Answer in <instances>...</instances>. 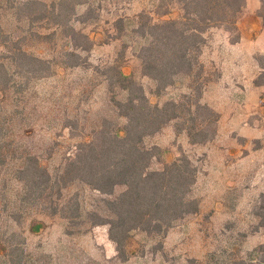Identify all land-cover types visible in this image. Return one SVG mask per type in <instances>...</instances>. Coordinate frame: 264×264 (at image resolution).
<instances>
[{
	"label": "rangeland",
	"instance_id": "1",
	"mask_svg": "<svg viewBox=\"0 0 264 264\" xmlns=\"http://www.w3.org/2000/svg\"><path fill=\"white\" fill-rule=\"evenodd\" d=\"M18 1H0L2 30L21 37L24 50L47 60L51 71L37 77L28 75L27 68L12 87L0 91V264L263 260L264 255L255 254L264 244V227L256 215L264 193V85H256L263 72L258 60L264 53L251 50L264 29L258 12L246 4L237 30L209 28L193 68L175 76L173 84L158 93L155 81L142 71L139 47L144 40L136 29L181 17L179 0H77V12L89 10V16L87 23L76 27L93 46L89 52L78 51L82 63L75 67L64 56L72 46L62 33L48 39L30 35L29 26L15 18L9 8ZM31 30L42 35L55 32L47 24ZM242 31L249 32L245 40L250 45L234 50L229 44L238 36L241 40ZM257 44L263 47L264 36ZM120 74L141 86L151 104H179L181 118L144 143L157 147L152 170H162L182 156L194 163L198 177L190 198L200 207L165 236L134 233L126 243L127 260L110 239L109 225H95L98 218L88 215L110 216L104 199L114 198L124 188L104 196L80 181L63 187L62 180L80 145L100 144L103 130L115 132L125 126L127 120L115 106V100L127 96ZM197 100L219 115L215 137L200 144L192 143L188 134L195 119L200 126L208 116L206 110L194 107ZM191 107L194 117L188 111ZM31 156L47 169L49 182L41 172L18 174L23 158Z\"/></svg>",
	"mask_w": 264,
	"mask_h": 264
},
{
	"label": "trees",
	"instance_id": "2",
	"mask_svg": "<svg viewBox=\"0 0 264 264\" xmlns=\"http://www.w3.org/2000/svg\"><path fill=\"white\" fill-rule=\"evenodd\" d=\"M261 1L258 15L264 19V0ZM179 2L184 14L178 19L140 24L136 29L144 40L139 47L142 71L155 81L158 93L171 86L175 76L193 68V62L197 61L205 42L204 34L209 28L219 25L226 26L230 31L237 30L238 18L247 4V0ZM79 6L77 0H53L50 3L19 0L10 6L9 11L19 22L29 26L30 35L34 33L48 39L55 33H62L72 46V50L64 56L72 60L69 64L75 67L82 63L78 51L89 52L93 46L91 38L76 27V24L87 23L89 16V10L79 14ZM1 11L0 8V91L4 93L27 68L28 75L38 77L50 73L51 66L47 60L24 50L21 37L16 38L2 30ZM37 24L54 26L55 32L42 35L31 30ZM239 40L238 36L232 43ZM258 61L263 72L256 85L262 86L264 56ZM120 79L127 96L124 100H115V106L119 115L126 118L125 126L115 132L103 130L100 144L80 145L77 156L66 164L62 180L63 187L80 181L104 196H112L117 187L124 188L114 198L104 199V208L110 216H100L95 212L88 215L98 218L95 225H109L110 239L116 244L120 257L127 260L126 243L134 233L165 236L179 221L197 214L200 207L197 200L190 198L198 177L194 163L187 156H182L166 164L162 170H152L157 147L148 148L144 143L146 137L181 118L179 104L172 101L162 106L153 105L143 88L133 79L124 74H120ZM194 107L208 113L200 126L193 118L194 124L188 129L192 143L200 144L215 137L219 115L198 100ZM188 111L194 117L192 107ZM23 161L24 166L17 170L19 175L34 176V173L41 172L50 181V174L38 159L31 156L23 158ZM256 215L264 227V193ZM255 254L264 255V244ZM251 264H264V259Z\"/></svg>",
	"mask_w": 264,
	"mask_h": 264
},
{
	"label": "crops",
	"instance_id": "3",
	"mask_svg": "<svg viewBox=\"0 0 264 264\" xmlns=\"http://www.w3.org/2000/svg\"><path fill=\"white\" fill-rule=\"evenodd\" d=\"M247 6H248V9L252 8L253 7V11L254 12H258L261 8V4H260V0H248L247 1ZM250 36L249 32H244L242 31V34H241V40L240 42L236 43V44H229V46L234 49V50H239L240 48L242 49L244 46L246 45H250L248 43H246V40L245 39H248ZM264 36V29L262 30V32L259 34V36H257V39H256V42H255V45L252 46V51L254 50V52H260V53H264V44H263V47H261V45L257 44L258 41H260V39Z\"/></svg>",
	"mask_w": 264,
	"mask_h": 264
}]
</instances>
